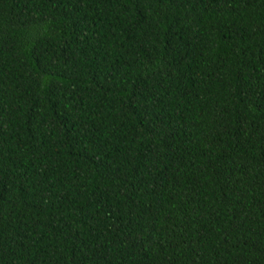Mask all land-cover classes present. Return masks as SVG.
<instances>
[{
	"label": "trees",
	"instance_id": "obj_1",
	"mask_svg": "<svg viewBox=\"0 0 264 264\" xmlns=\"http://www.w3.org/2000/svg\"><path fill=\"white\" fill-rule=\"evenodd\" d=\"M0 264H264V0H0Z\"/></svg>",
	"mask_w": 264,
	"mask_h": 264
}]
</instances>
